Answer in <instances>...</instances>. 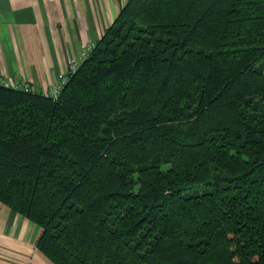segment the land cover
<instances>
[{
    "label": "trees",
    "instance_id": "16d2710c",
    "mask_svg": "<svg viewBox=\"0 0 264 264\" xmlns=\"http://www.w3.org/2000/svg\"><path fill=\"white\" fill-rule=\"evenodd\" d=\"M0 201L54 264H264V0H127L58 96L0 83Z\"/></svg>",
    "mask_w": 264,
    "mask_h": 264
},
{
    "label": "crops",
    "instance_id": "0c3cea01",
    "mask_svg": "<svg viewBox=\"0 0 264 264\" xmlns=\"http://www.w3.org/2000/svg\"><path fill=\"white\" fill-rule=\"evenodd\" d=\"M127 0H0V83L46 93L81 61ZM41 227L0 201V264H54L37 247Z\"/></svg>",
    "mask_w": 264,
    "mask_h": 264
},
{
    "label": "built area",
    "instance_id": "2783aa9c",
    "mask_svg": "<svg viewBox=\"0 0 264 264\" xmlns=\"http://www.w3.org/2000/svg\"><path fill=\"white\" fill-rule=\"evenodd\" d=\"M93 48L94 45L90 44L83 49V51L80 54L81 61L71 60L67 70L59 75V81L57 82V84L53 85V87L47 91V94L54 97L58 96L62 91L64 85L68 82L70 76L77 71L81 62H83L89 56ZM4 85L6 87L24 88L25 90L31 89V86L29 84L27 83L22 84L16 81H4Z\"/></svg>",
    "mask_w": 264,
    "mask_h": 264
},
{
    "label": "rangeland",
    "instance_id": "374dc122",
    "mask_svg": "<svg viewBox=\"0 0 264 264\" xmlns=\"http://www.w3.org/2000/svg\"><path fill=\"white\" fill-rule=\"evenodd\" d=\"M58 81H59V80H58ZM2 84H4V82H2ZM55 84H57V83H55ZM55 84H54V85H55ZM52 87H53V85H52L50 88H52ZM50 88H49V89H50Z\"/></svg>",
    "mask_w": 264,
    "mask_h": 264
}]
</instances>
